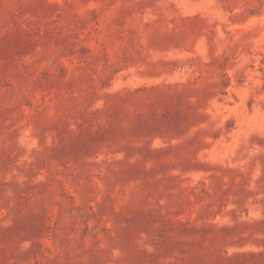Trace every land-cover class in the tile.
I'll list each match as a JSON object with an SVG mask.
<instances>
[{
	"label": "rangeland",
	"instance_id": "rangeland-1",
	"mask_svg": "<svg viewBox=\"0 0 264 264\" xmlns=\"http://www.w3.org/2000/svg\"><path fill=\"white\" fill-rule=\"evenodd\" d=\"M0 264H264V0H0Z\"/></svg>",
	"mask_w": 264,
	"mask_h": 264
}]
</instances>
